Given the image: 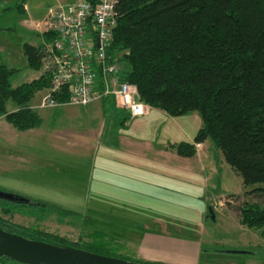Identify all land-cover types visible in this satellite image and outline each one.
<instances>
[{"label": "trees", "instance_id": "trees-1", "mask_svg": "<svg viewBox=\"0 0 264 264\" xmlns=\"http://www.w3.org/2000/svg\"><path fill=\"white\" fill-rule=\"evenodd\" d=\"M25 2L18 0L17 8L24 11ZM117 10L118 24L109 52L123 62L124 78L137 85L149 105L172 115L198 111L202 117L194 142L174 143L177 151L193 155L195 142L209 138L246 185L264 182V0H119ZM42 33L43 41L50 39L48 32ZM43 41L24 44L34 68H41ZM14 72L0 53V114L19 129L37 126L41 116L30 100L37 91H48L51 76L42 72L14 86ZM9 98L20 107L9 110ZM244 195L249 198L240 205L241 222L264 231V185ZM30 198L29 203L0 196L4 213H0V226L118 256L115 253L120 245H115L114 251L98 250L109 247L95 232H91L95 235L92 238L86 232L81 240H72L34 224L14 221L12 212L19 209V204L76 213L56 203ZM7 259L17 261L0 255V264ZM146 263L176 264L163 260Z\"/></svg>", "mask_w": 264, "mask_h": 264}, {"label": "crops", "instance_id": "crops-1", "mask_svg": "<svg viewBox=\"0 0 264 264\" xmlns=\"http://www.w3.org/2000/svg\"><path fill=\"white\" fill-rule=\"evenodd\" d=\"M17 3L18 0H0V11L18 10L14 15H7V22L0 24V32L14 30L19 24L27 28L30 37L37 32L44 39L26 2L24 11L17 8ZM2 43L1 54L5 48ZM9 59L7 56L6 60ZM111 99L115 103L108 97L88 104H73L71 108L66 106L70 103L60 105L71 122L56 123L49 129L42 150L39 148L44 143L34 131L41 123L19 129L0 114V187L56 203L86 216L93 213L95 222L111 225L123 238L119 251L139 250L151 260H162L163 252L184 253L194 249L200 237L175 234L162 225V195L166 188L162 178L186 181L189 189L202 179L206 189L210 186L213 168L214 172L219 170V165L225 166L228 172L234 169H230L222 150L209 138L195 142L193 155L177 151L174 143L194 142V135L202 124L197 111L172 115L150 105L145 115L131 117L116 103L115 109L110 108ZM41 102L36 106H41ZM211 156L213 162L210 164ZM230 172L231 182L235 180L234 189L228 182L223 188L212 190L214 200L206 203L205 214H211V209L215 213L227 204L226 201H231V197L242 193L243 177L236 171L237 175ZM221 189L226 191L225 198L218 196ZM115 212L130 213L132 219L117 216ZM136 213H148L150 217L141 214L137 217ZM136 227L144 230L132 232Z\"/></svg>", "mask_w": 264, "mask_h": 264}, {"label": "rangeland", "instance_id": "rangeland-1", "mask_svg": "<svg viewBox=\"0 0 264 264\" xmlns=\"http://www.w3.org/2000/svg\"><path fill=\"white\" fill-rule=\"evenodd\" d=\"M66 2L72 0H26V4L29 7L33 19L36 22L42 20L47 13V10L56 4L57 2ZM16 12H9L8 10L0 11V24L7 22V15H14ZM23 15H26L25 13ZM40 29V28H38ZM4 30V29H3ZM5 33V34H4ZM0 42L4 48L2 53L3 60L10 58L7 62L15 69L12 75V84L19 85L24 81H30L35 76L42 73L41 68H34L30 65L27 54L24 51V43L26 42H40L43 37L37 32L30 37L27 32V28L22 25H17L14 30L0 32ZM5 61V62H6ZM46 93V89H41L30 100L31 104H34L39 112L42 122L41 126L34 131H37L40 135V141L44 143L39 149L45 148L46 132L51 129L56 123L71 122V119L67 114L63 113L62 107H49V106H36L41 102V99ZM110 108L115 109V103L111 99ZM73 104L66 105L71 108ZM78 105V104H75ZM149 106V105H148ZM7 107L12 110L15 107H20L16 101L12 98L7 100ZM65 106H63L64 108ZM198 112V111H197ZM199 113V112H198ZM6 119V118H5ZM7 121V120H6ZM212 141V140H211ZM213 142V141H212ZM213 145L217 148L216 144ZM219 149V147L217 148ZM221 150V149H220ZM209 162H213V157L209 158ZM216 167V166H215ZM219 170L214 172L212 179H210V186L204 187V180H198L194 188L189 189L187 187L188 182L171 177H163L162 185L165 186L164 194L162 195V225H165L166 231H171L175 234H181L185 236H198L200 237L199 244L194 249H188L184 253H176V251H169L170 253H164L162 256L163 261H171L176 264H264V231L262 227H250L243 224L240 220V205L244 202L245 198H249L244 195L247 190H250L256 186H263L264 182H257L247 184L242 190L241 194L231 197V201H226L227 204L218 208L215 212V217L211 214H205L204 208L207 202H212L214 199L212 190L217 187L223 188L225 184L231 182L232 172L235 170H229L225 166L219 165ZM230 169H233L230 167ZM235 180L231 182V187L234 189ZM4 189V187H0ZM189 189V190H188ZM209 189V190H208ZM7 189L6 191H10ZM18 194H23L19 191L11 190ZM226 192L224 189L219 190L218 196L225 198ZM25 195V194H23ZM28 196V195H27ZM29 197H32L29 195ZM251 198V197H250ZM255 198H259L256 197ZM19 209L12 212L11 218L18 222L29 225H35L37 227L44 228L49 231H54L63 235L69 236L72 240H81V233L88 232V236L94 237L95 232L100 235L99 241L109 247L108 249L98 250H110L116 249L115 245H120L123 238L116 233L115 228L111 225H105L95 222L93 220V213L88 216L83 213H64L62 210H53L50 207L44 208L40 205H18ZM32 209V211L30 210ZM207 210L208 207L206 208ZM31 212H30V211ZM0 213L4 214L1 211ZM120 217H126L132 219L130 213L115 212ZM146 218L150 217L148 213H140ZM140 214L136 213L138 217ZM111 216V213L107 214ZM143 216V217H144ZM144 217V218H145ZM146 222V221H145ZM141 222L140 224H145ZM139 224V225H140ZM198 224V225H197ZM144 229L137 228L132 232H142ZM30 237L38 238V234H29ZM98 241V240H97ZM185 246H190L186 245ZM200 247H202L200 249ZM118 248V247H117ZM120 248V247H119ZM174 252V253H173ZM118 256L128 258L136 261H152L146 253L139 250L135 252L126 249L118 251ZM180 258V259H177ZM182 261V263H179ZM5 264H28L20 261H14L7 259Z\"/></svg>", "mask_w": 264, "mask_h": 264}, {"label": "built area", "instance_id": "built-area-1", "mask_svg": "<svg viewBox=\"0 0 264 264\" xmlns=\"http://www.w3.org/2000/svg\"><path fill=\"white\" fill-rule=\"evenodd\" d=\"M118 1H60L36 22L51 36L41 45V69L51 76L41 106L83 105L112 97L131 117L147 113L150 105L137 85L124 78L123 62L109 52L118 24Z\"/></svg>", "mask_w": 264, "mask_h": 264}, {"label": "water", "instance_id": "water-1", "mask_svg": "<svg viewBox=\"0 0 264 264\" xmlns=\"http://www.w3.org/2000/svg\"><path fill=\"white\" fill-rule=\"evenodd\" d=\"M0 196L32 202L26 195L0 189ZM211 215L215 217L211 209ZM0 255L28 264H149L143 261L96 252L72 244H58L26 236L0 226Z\"/></svg>", "mask_w": 264, "mask_h": 264}]
</instances>
